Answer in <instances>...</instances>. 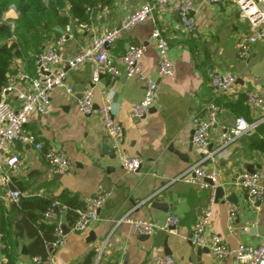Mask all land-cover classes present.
Here are the masks:
<instances>
[{"label":"crops","instance_id":"obj_1","mask_svg":"<svg viewBox=\"0 0 264 264\" xmlns=\"http://www.w3.org/2000/svg\"><path fill=\"white\" fill-rule=\"evenodd\" d=\"M145 1L111 0L109 5L96 6L89 14L88 29L72 30L59 47L60 56H72L92 37L117 26ZM193 1L192 14L200 30L198 38L184 32L173 6H157L149 18L123 31L109 47V52L116 57L124 53L129 44L145 46L141 65L157 83V98L144 116H131L132 105L143 96V81L124 74L114 79L102 76L94 88L95 106L100 103L101 92L106 93L112 115L122 129V149L141 158L137 172L127 173L109 151L110 141L100 116L97 113L82 115L78 111V99L90 81L92 65L89 63L76 70L67 69L63 62L58 64L57 67L65 69L66 73L63 84L49 93L50 111L29 115L24 128L37 135L43 149L36 150L18 143L10 145V152L17 154L19 159L18 169L11 172V187L17 188L23 197H55L67 192L83 205L93 196H104L98 219L81 231L71 230L65 211L59 213L61 224L67 231L63 244L52 250L49 248L57 264H78L89 251L94 252L92 264H155L152 261L154 254L169 255L176 264H239L233 256L217 261L205 247H200L205 250H201L198 256L193 254L197 246L182 239L181 234L191 233L194 222L209 204L210 189L200 187L197 182L169 180L202 157L201 151L191 143L192 118L201 115L207 102L213 98L207 77L210 69L236 74L237 81L231 91L215 98L221 112L210 131L208 150L217 148L220 131L230 126L236 117L243 116L246 120L254 117L243 104V98L247 90L264 98V87L260 84L264 76V43L252 45L248 61L240 59L236 41L248 33V26L240 19L236 6L230 0H221L217 5H207L203 0ZM64 13H67L66 8ZM155 27L169 44L174 68L169 77L157 72L158 56L150 39ZM56 38L54 34L48 36L41 49ZM32 54L28 50L14 60L13 73L21 69L33 74ZM10 83L13 89L5 99L16 107V95L25 90L27 84L20 81ZM66 86L71 88L70 93ZM261 125L258 130L236 139L228 147V154L218 153L203 162L206 171L218 173V184L224 188L223 197L210 204L206 231L218 235L228 247L258 245L264 240V198L252 205L246 192L234 182L237 174L264 166V123ZM48 146L64 151L70 161L67 172L49 171L44 159V149ZM228 194L237 198V203L233 204L236 213L232 221L227 218L231 203L224 200ZM11 206L2 199L0 186V232L3 234ZM168 213L178 218L177 233L156 230L144 237L133 232L129 222L119 221L127 216L162 222ZM28 242L23 236L16 245L13 244V264H32V256L26 249ZM6 260L4 249L0 248V262L5 264Z\"/></svg>","mask_w":264,"mask_h":264},{"label":"built area","instance_id":"obj_2","mask_svg":"<svg viewBox=\"0 0 264 264\" xmlns=\"http://www.w3.org/2000/svg\"><path fill=\"white\" fill-rule=\"evenodd\" d=\"M207 5H217L221 0H203ZM237 8L240 19L248 26V33L240 36L236 41L238 57L248 61L252 45L264 43V0H230ZM171 5L174 8L179 24L184 32L193 38L200 36V30L196 25L192 14L193 0H146L143 5L127 14L121 22L106 32L94 36L81 50L62 58L59 54L60 45L66 40L72 31L88 29L87 22L72 19L64 26L63 33L42 49L32 54L34 67L33 74L23 70H17L10 77L11 81H20L27 84V88L16 95L18 104L16 107L9 105L5 99L8 92L12 91V83H8L0 90V186L2 187V199L6 203H17L22 193L17 188L11 187V172L18 169L19 159L17 154L10 152V145L18 143L29 145L36 150H42L43 144L36 134L26 131L24 125L30 114H45L50 111V91L63 84L66 70L57 67L63 62L67 69L76 70L80 66L89 63L92 65L90 81L85 87L77 102L80 114L90 115L97 113L100 116L105 134L110 141V147L120 166L127 173H135L141 166L142 160L138 156L127 154L121 146L122 129L112 115L111 105L106 93L101 92L100 103L95 106L93 100L94 88L99 84L102 76L114 79L121 74L127 77H135L144 83L142 98L131 107V116L140 118L152 107L157 98V83L150 78L141 65V57L145 46L140 43L129 44L119 56H113L109 52L120 37L121 33L129 30L134 25L145 21L157 6ZM100 6V5H97ZM12 12H17L15 6H8ZM13 28V23H10ZM14 38V36H12ZM150 39L158 56L157 72L160 76H172L173 63L169 56V44L158 28H153ZM208 83L213 98L207 102L205 111L201 115L192 118L193 133L191 143L199 151L202 157L194 164L186 168L180 174L174 176L169 182L183 180L197 182L200 187L210 189L209 204L204 212L194 222L190 234H181L182 239L191 245L205 247L217 261H222L228 256H233L239 264H264V240L258 245L239 244L228 247L222 239L216 235L207 233V225L210 216V204L214 201V189L218 184V173L215 170L206 171L203 162L207 158H213L218 153L228 154V147L239 137L253 131L264 123V98L253 90L244 92L243 104L252 111L254 117L246 120L243 116L235 118L234 122L224 127L217 139V148L208 150L210 144V131L216 125L221 109L215 98L232 90L237 81L236 74L220 72L214 68L208 72ZM66 91L71 88L66 86ZM44 159L48 169L52 173L63 174L70 168V161L63 150L48 146L44 149ZM237 186L242 188L248 201L255 205L264 198V166L253 171H243L234 179ZM104 201L103 195H96L88 199L80 208H75L76 214L69 228L73 231H81L98 219V211ZM65 205L53 200L44 211L43 217L54 222L55 240L50 244V250L60 246L65 241L59 213L66 211ZM236 206L229 204L228 221L235 217ZM130 223L136 234L150 235L156 230H165L177 233L178 218L173 214H166L162 222L146 219H130L123 216L119 221ZM118 221V222H119ZM0 248L4 249L2 234L0 232ZM155 264H176L174 259L166 254L152 255ZM3 264V262H0ZM32 264H57L50 253L45 257L33 256ZM116 264H122L118 262Z\"/></svg>","mask_w":264,"mask_h":264},{"label":"trees","instance_id":"obj_3","mask_svg":"<svg viewBox=\"0 0 264 264\" xmlns=\"http://www.w3.org/2000/svg\"><path fill=\"white\" fill-rule=\"evenodd\" d=\"M111 0H0V90L10 82L14 71L11 66L28 50L33 53L41 49L48 36H59V31L72 19L88 22L89 14L97 5H109ZM15 6L16 13L4 17L8 6ZM64 8L67 13H64ZM13 28H10V23ZM14 36V38H12ZM260 124L255 130H258ZM53 200L66 206L65 216L70 225L76 214L75 208L82 205L74 195L64 192L55 197L21 196L8 212L4 234L5 264H13L14 245L25 236L30 256L45 257L55 240V224L41 217ZM14 244V245H13ZM93 251H89L78 264H92Z\"/></svg>","mask_w":264,"mask_h":264},{"label":"water","instance_id":"obj_4","mask_svg":"<svg viewBox=\"0 0 264 264\" xmlns=\"http://www.w3.org/2000/svg\"><path fill=\"white\" fill-rule=\"evenodd\" d=\"M61 31V30H60ZM261 85L264 87V76L261 79ZM108 149V147H107ZM109 151L111 152V154L114 156V154L112 153V150L109 149ZM253 171V170H251ZM224 195V188L221 185H217L214 189V201L218 200V198L223 197ZM224 200L228 203L231 204H236L237 203V198L234 194H228L227 196L224 197ZM258 204V202L255 203V205ZM154 206V203L152 204ZM62 229H63V233L65 234L67 231V228L64 227V224L62 225ZM144 237H148V235L143 234ZM201 250H205V249H201L200 247H197L194 251L193 254H195L196 256H198L201 252ZM22 252L25 253V247L22 248ZM192 257V254L190 255Z\"/></svg>","mask_w":264,"mask_h":264},{"label":"rangeland","instance_id":"obj_5","mask_svg":"<svg viewBox=\"0 0 264 264\" xmlns=\"http://www.w3.org/2000/svg\"><path fill=\"white\" fill-rule=\"evenodd\" d=\"M14 14H15V12H12L10 9H7L6 12L4 13V17H6V16H12Z\"/></svg>","mask_w":264,"mask_h":264}]
</instances>
